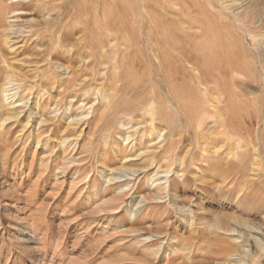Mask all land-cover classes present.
<instances>
[{
  "label": "rangeland",
  "instance_id": "obj_1",
  "mask_svg": "<svg viewBox=\"0 0 264 264\" xmlns=\"http://www.w3.org/2000/svg\"><path fill=\"white\" fill-rule=\"evenodd\" d=\"M196 6L227 34L219 51L218 42L196 35L205 56L193 61L206 65L210 80L208 94L197 92V104L222 101L233 116L235 126L222 135L178 127L172 108L187 101L195 77L176 49ZM190 29L201 32L195 22ZM11 69L16 85L5 95ZM0 89V264H264L261 247L244 254L235 234L216 229L248 237L244 225L258 227L264 246V0H0ZM7 95L13 97L4 102ZM126 102L144 109L135 119L123 116L124 123L150 130L143 121L153 119L162 131L167 121L176 125L168 145L176 162L163 160L138 179L104 186L97 162L109 172L123 158L104 133V114ZM14 112L20 116L8 120ZM89 113L83 129L76 119ZM216 115L205 114L204 127ZM37 118L49 122L36 127ZM68 119L73 122L66 128ZM49 125L57 130L48 132ZM125 132L116 140L131 157L136 148L121 142ZM155 135L137 148L160 146L163 137ZM56 139L69 141L59 147ZM44 146L51 155H40ZM55 154L80 158L82 181L70 188L53 176ZM164 172L178 179L171 188L175 200L158 185ZM140 200L141 215L130 220L126 207Z\"/></svg>",
  "mask_w": 264,
  "mask_h": 264
},
{
  "label": "bare ground",
  "instance_id": "obj_2",
  "mask_svg": "<svg viewBox=\"0 0 264 264\" xmlns=\"http://www.w3.org/2000/svg\"><path fill=\"white\" fill-rule=\"evenodd\" d=\"M204 3V2H203ZM184 4V3H183ZM200 4V2H199ZM203 6V5H202ZM185 7V6H184ZM206 7V6H205ZM144 7H142L143 9ZM188 8V7H187ZM183 12V10H182ZM196 13V14H195ZM241 12H237L234 13V16L240 17ZM146 15V14H145ZM148 15V14H147ZM146 15V16H147ZM189 16V20L192 22H188L187 24L189 25V30H183L182 32L179 31V35H178V39L181 40V42H179L180 44V49L177 52L182 55L183 59H185V62L187 63V65H190L191 67V74H194L195 77L191 79V85L188 88V96L187 97V101H185L184 103H181V101L176 102L175 104H172V108H174V111L176 113V117H177V125L178 127L182 126L184 123H186L185 125L187 127H194L197 130L201 131L202 133H206L205 135H212L214 134L216 131H218V133H220L221 135L223 134V130L225 131V129L229 128V127H234L235 126V122L233 119V116L230 112V110L228 109V107H224L222 101H217L215 102L214 105L209 106V105H198L197 104V92H200L202 94H208L209 93V83L210 80L207 78L208 73L206 74V65H204V63L200 64L199 66L194 63V59H196L197 57L201 56L202 58L205 56V50L203 43H201L200 45L197 44V40L198 39L196 37V35L200 36H208L209 40H211L213 43L218 42V45L220 44V46H218V51L221 49L226 48V46H224V42H227V38L225 37V35L227 36V34H224L223 31H221L220 26L218 25L217 22L212 20V16L209 13H206L205 11L202 10V8H198L197 6L194 7V11H191L190 13L187 14ZM124 16V15H123ZM233 18V17H232ZM185 19V18H184ZM188 21V20H186ZM151 22V21H150ZM193 22L198 24V28L200 29L201 32H196V31H191V26H193ZM220 22V21H219ZM109 23V22H108ZM128 23V21L126 22ZM149 23V21H148ZM106 25V24H105ZM109 25V24H108ZM126 26V24H125ZM174 28V27H173ZM152 28H150L151 30ZM154 29V28H153ZM242 29V28H240ZM107 30V29H106ZM12 35H15L16 33L12 32ZM177 36V35H176ZM22 37V36H21ZM203 39V38H201ZM199 40V39H198ZM13 42V41H11ZM199 42V41H198ZM206 42V41H205ZM9 43V42H8ZM105 43V42H104ZM160 43V42H159ZM158 43V44H159ZM170 43V42H169ZM183 45H182V44ZM162 42L160 43V49ZM186 44V45H185ZM182 45V46H181ZM213 45V44H212ZM216 46V45H213ZM211 47V46H210ZM209 48V47H208ZM215 48V47H214ZM212 49V48H211ZM167 50V49H166ZM170 51V50H169ZM213 51V50H212ZM173 53V52H172ZM163 54V53H161ZM215 55V54H214ZM160 56V55H159ZM212 56V53H211ZM163 57V56H162ZM216 57V56H215ZM214 58V57H213ZM212 58V59H213ZM218 58V57H216ZM84 59V58H83ZM219 59V58H218ZM210 60V58H208V61ZM216 60V59H215ZM204 61V60H203ZM202 61V62H203ZM205 62V61H204ZM93 64V63H92ZM175 65V64H174ZM55 69H63L60 65H56ZM181 72V71H180ZM179 72V73H180ZM11 73L12 75H10L7 79V84L5 89L2 91V94H7V92L13 90L14 86L16 85L14 82V77H17L15 70L11 69ZM64 74V73H63ZM66 74V72H65ZM68 74V73H67ZM205 74V75H204ZM6 75V74H5ZM164 75V73H163ZM62 76V75H61ZM112 76V75H111ZM210 76V75H209ZM5 78V77H4ZM115 78H117V76H115ZM110 79V78H109ZM4 80V79H3ZM115 80V79H114ZM111 82V81H110ZM164 83V82H163ZM188 83V82H187ZM167 84V83H166ZM189 84V83H188ZM2 85V84H1ZM172 85V84H171ZM5 86V85H4ZM176 86V85H175ZM182 86V85H181ZM23 87V86H22ZM186 87V85H185ZM170 88V87H169ZM18 89V88H17ZM175 89V88H174ZM179 89V88H177ZM182 89V88H181ZM186 89V88H185ZM1 90V89H0ZM21 90V89H20ZM19 90V91H20ZM23 90V89H22ZM51 90V89H50ZM170 90V89H169ZM187 90V89H186ZM16 91V90H15ZM1 92V91H0ZM25 92V91H24ZM23 92V93H24ZM35 92V91H34ZM164 92V91H162ZM186 92V91H185ZM94 93V92H93ZM166 93V92H165ZM170 95V92H168ZM1 94V95H2ZM5 94V95H6ZM96 94V93H95ZM116 94V93H115ZM163 94V93H162ZM25 95H28L25 93ZM31 95V94H30ZM29 95V96H30ZM34 95V94H33ZM114 95V94H113ZM168 95V96H169ZM199 95V94H198ZM210 95V94H209ZM17 96V95H16ZM174 96V93L173 95ZM3 100L4 102L8 101L10 98H12L13 96H3ZM22 97V96H21ZM177 97V96H176ZM175 97V98H176ZM183 97V96H182ZM179 97V98H182ZM25 98V97H24ZM31 98V97H30ZM40 98V97H39ZM114 98V97H113ZM174 98V100H175ZM106 97H103V100H105ZM186 99V98H185ZM201 98H199L200 100ZM204 99H206L204 97ZM208 99V98H207ZM14 100V99H13ZM125 100V99H124ZM111 101V100H110ZM2 102V101H1ZM3 102V103H4ZM40 102V101H39ZM171 102V101H170ZM208 102V101H207ZM95 103V102H94ZM141 103V102H140ZM139 103V104H140ZM10 104V103H9ZM22 104V103H21ZM82 104V103H81ZM135 104V103H122L120 105H116L113 109L112 112L109 115L104 114L105 117V122H104V133H110L109 136V140H110V144L112 143L113 145V153L122 155V162H120L119 167L117 168H113L111 169L109 172H105L104 168L102 165H100L99 162H97V166L99 168L100 171L97 172V176L100 178L101 182L103 183L104 186H113L116 183L119 182H123V180H128L132 181L135 179H138L139 175H145L147 174V168L152 167L151 169H156V167H158V165L161 163V161H167V162H171V165H173V162H176L175 156H173L172 152H171V148L168 147L169 144V140L172 137V133L173 130L176 128L175 124L171 121H167L169 123H166V127L165 130L162 131L157 129V125L159 124L156 123L155 120H151L148 121H143L144 123H147L150 125V130H146V126L143 124H139V123H135L130 125L131 123H124V119H122L123 116H127L130 117L132 119H135L136 117H138L139 112L143 111V109L141 108V104ZM143 104V103H142ZM25 105V104H24ZM37 105V104H36ZM10 106V105H8ZM27 106V105H26ZM96 106V105H95ZM235 106V105H234ZM233 106V108H235ZM2 107V106H1ZM24 107V106H23ZM31 108V107H30ZM96 108V107H94ZM232 108V107H231ZM14 110V109H13ZM12 111V110H11ZM35 111V110H34ZM32 109V114L36 115V112H34ZM146 111V110H145ZM215 113L218 115V119L215 120L210 126L204 127V115L207 113ZM30 112V111H29ZM99 112V110H98ZM232 112H234V110H232ZM238 112V111H237ZM22 113V112H21ZM100 113V112H99ZM153 113H155L156 115L157 112L153 111ZM240 113V112H239ZM5 114V113H4ZM10 115V114H9ZM61 115V114H60ZM83 115V114H82ZM211 115V114H210ZM216 115V116H217ZM237 115V114H236ZM6 116V114H5ZM20 115L17 113H11V115L9 116V119H17ZM92 116L91 113L86 114L85 116H83L82 118H78L76 119V121H80L83 122V129L84 127L88 124V119ZM110 116V118H109ZM143 116V115H142ZM212 116V115H211ZM214 116V115H213ZM29 117V116H28ZM98 117V116H97ZM207 117V115L205 116ZM209 117V115H208ZM6 118V117H5ZM35 118V117H34ZM96 118V117H95ZM99 118V117H98ZM109 118V119H108ZM141 120H144L143 117L140 116ZM245 119V118H244ZM3 120V119H2ZM35 120V119H34ZM65 120V119H64ZM69 121L66 123V128H69L70 124L73 122L72 119H68ZM95 120V119H94ZM208 120V118H207ZM254 120V119H253ZM28 121V120H27ZM91 121V120H90ZM97 121V120H96ZM95 121V122H96ZM110 121V122H109ZM164 121V120H163ZM162 120L160 121V123H164ZM245 121V120H244ZM2 122V121H1ZM5 122V121H4ZM7 122V121H6ZM36 122V127H43V125H46L47 122H45V119H40L37 118L35 120ZM248 122V121H247ZM28 123V122H27ZM30 123V122H29ZM28 123V124H29ZM207 123V122H206ZM27 124V125H28ZM249 124V123H248ZM246 123V125H248ZM6 126L8 124H5ZM156 125V126H155ZM209 125V124H208ZM79 126V125H78ZM145 126V128H144ZM239 126V125H238ZM250 126V125H249ZM28 127V126H27ZM65 127V126H64ZM75 127V126H74ZM81 128V127H80ZM256 128V127H255ZM27 129V128H26ZM51 129L53 131H55V129L57 130L56 127H54L53 125H49L47 131L51 132ZM231 129V128H229ZM35 130V129H34ZM59 130V129H58ZM126 131L125 135L126 137L121 141L124 145H130L131 147L136 148L135 149V153H137L136 155H133L131 157H126L125 155H123L124 153H122L120 147H118V142L116 139H120L121 138V132L122 131ZM84 131V130H83ZM83 131H81L78 136H77V140L79 138H81L83 136ZM166 131V133H165ZM192 131V130H191ZM240 131V130H239ZM200 132V133H201ZM226 132V131H225ZM229 132V131H228ZM227 132V133H228ZM23 133V132H22ZM197 133V132H196ZM233 134V132H231ZM153 134H156V140H160L162 137L163 139L160 140L158 143L160 146L156 147V146H146L143 149H138L137 146L139 144H135L137 143L139 140H143L144 138H149L150 136H152ZM229 134V133H228ZM36 135V134H35ZM51 135V134H50ZM123 135V136H125ZM137 135V136H136ZM195 135V134H194ZM203 135V134H202ZM102 136V135H101ZM114 136V137H113ZM138 137L136 139L132 138V137ZM19 137V136H18ZM196 137V136H195ZM35 138V137H34ZM76 138V137H75ZM36 139V138H35ZM195 139V138H194ZM197 139V138H196ZM76 140V141H77ZM185 140V134L180 136L179 139V144H182ZM69 140L68 139H56V144L59 147H63ZM98 141V139H97ZM48 142V141H47ZM101 142V141H100ZM46 143V141H45ZM78 144V143H77ZM97 144V143H96ZM107 142L105 141V139L103 138L101 145H106ZM109 144V143H108ZM151 143L148 142V145H150ZM38 145L36 143L35 148H38ZM51 145V144H50ZM53 145V144H52ZM147 145V144H146ZM43 146V145H42ZM198 146V145H197ZM54 149V146L52 147ZM56 148V147H55ZM99 148V147H98ZM34 149V150H36ZM41 151H40V155L42 156H49L51 155V151H49L46 146L44 147H40ZM68 149V148H67ZM99 150V149H98ZM37 153V152H36ZM88 153L84 154L83 156H87ZM95 157L96 159H101L102 154H100L98 151L95 152ZM142 158H147L150 162L146 165V167H140V166H132L131 163L129 162H135L138 161ZM237 159V157H235ZM50 166L52 167V171H54L53 176L58 177L62 183H67L70 188H72L73 185H76L77 183H79L81 180V171H82V162L80 160V158H75L72 155L71 156H58V155H52V158L50 159ZM129 163V164H128ZM131 164V165H130ZM162 165V164H161ZM150 169V168H149ZM47 171V170H46ZM51 171V172H52ZM155 172V171H154ZM45 173V172H44ZM83 173V172H82ZM150 173V172H148ZM156 173V172H155ZM162 173V172H161ZM159 173V174H161ZM159 174H155L157 177H159ZM163 174V173H162ZM164 180L163 183H160L158 185H162V190L164 193H166V197L170 198L171 200H175L174 199V194L171 192V188H175V183L177 182V178L173 179L174 181L172 182V180H170L169 175L167 173L164 172ZM198 174L202 175L201 171L198 172ZM181 175V174H180ZM177 176V174H176ZM54 177V178H55ZM140 177V176H139ZM177 177H181V176H177ZM57 178V179H58ZM92 180V179H91ZM94 181V180H93ZM99 181V180H98ZM89 182V181H88ZM87 182V183H88ZM158 182V181H157ZM85 183V182H84ZM83 183V184H84ZM157 185V184H156ZM91 186V185H90ZM159 186V187H160ZM126 187L128 188V185H126ZM119 189V188H118ZM89 191V190H87ZM121 191H123L122 189L118 190V193H121ZM83 193V192H82ZM95 194V193H94ZM93 194V195H94ZM89 196V195H88ZM141 198V197H140ZM143 198V197H142ZM152 199L153 201H160L163 199V197H160L159 195H152ZM144 202V200H140L136 205H128L126 207V215L128 216V218L130 220L135 219L143 210V206L142 203ZM146 204V203H145ZM107 211V210H106ZM179 211V210H178ZM180 214L181 211H179ZM115 213V212H113ZM141 215V214H140ZM185 216V215H184ZM246 226L249 234L248 237L245 236V234L241 233V232H237L234 230L228 231L223 229L221 226H216L217 231H221L224 234H228V233H233L237 236V240H239L238 242L241 243L240 247L242 250V253L247 254V253H251V250L253 249V246L256 247H261L262 249L260 251L264 252V246H262L261 243V237H263V231H261V229H259L258 227L255 226H248V224L244 225ZM132 233V232H131ZM158 235V234H157ZM156 235V236H157ZM152 236V235H151ZM159 237V236H158ZM156 238V237H155ZM160 238V237H159ZM144 240V239H143ZM146 240V239H145ZM25 241V240H24ZM147 241H149V238H147ZM152 241V240H151ZM143 244V243H142ZM145 245V244H144ZM161 246V245H160ZM162 248V247H161ZM156 251V250H155ZM160 252V251H159ZM159 254V253H158ZM255 255V254H254ZM238 257H241L240 255Z\"/></svg>",
  "mask_w": 264,
  "mask_h": 264
}]
</instances>
